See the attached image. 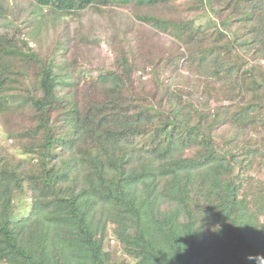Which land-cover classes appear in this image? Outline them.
<instances>
[{
    "label": "trees",
    "instance_id": "1",
    "mask_svg": "<svg viewBox=\"0 0 264 264\" xmlns=\"http://www.w3.org/2000/svg\"><path fill=\"white\" fill-rule=\"evenodd\" d=\"M28 108L0 264H262L264 0H0V116Z\"/></svg>",
    "mask_w": 264,
    "mask_h": 264
},
{
    "label": "rangeland",
    "instance_id": "2",
    "mask_svg": "<svg viewBox=\"0 0 264 264\" xmlns=\"http://www.w3.org/2000/svg\"><path fill=\"white\" fill-rule=\"evenodd\" d=\"M22 1V0H20ZM20 5L22 6H26V2H23V3H20ZM19 5V8H21V6ZM47 12V11H45ZM177 15V14H176ZM22 17V16H21ZM25 17V16H24ZM22 17L24 20L25 18ZM54 23H51V21L49 22V25L48 26H43V28L40 29V31H33V35L34 36H45L44 40L47 39V43L50 42L52 40V36H54V34H58V28L56 29V26H53ZM55 31H53V29ZM64 29V33L66 34L68 31L66 28H61L60 30ZM31 30H32V26L29 28V32L31 33ZM53 33V34H52ZM49 37H50V40H49ZM166 38V37H164ZM163 38V39H164ZM161 39L160 42L163 40ZM159 42V44H160ZM45 43V44H47ZM75 45H72L70 47V51H69V58L72 60L73 59V56H74V52H75ZM160 47V53L164 52L165 49L161 52V46H158ZM47 48V47H46ZM77 48V47H76ZM80 47L77 49L79 50ZM99 51L97 52V55H95V57H93L91 59V62L94 64V66H100V63L104 60H107L108 59V55H110V52L108 50V48H105V46H103L100 49H98ZM96 52V50L94 51ZM90 55V54H89ZM91 55H94L92 52H91ZM32 73H28V77L29 75H31ZM147 77H149L150 75H146ZM31 79V78H29ZM29 83V80L26 81V84ZM31 109L28 108L25 112H22V111H18V113L15 115H12L11 113H9L8 115L6 116H3L1 117L0 116V144L4 145V147H6V151L9 152L12 156L14 157H19L20 156V153H19V150H20V144H21V141H16V140H9L7 142V140H5L4 138L6 137V135H9L11 133H15V130H21L24 127H26L27 125V120H29V116H28V112L30 111ZM29 122V121H28ZM109 246L107 247L108 250H111L113 251V253L117 252L116 253V256H118L117 258L119 260H122L124 258L123 254L120 252L119 248H118V245H117V242L116 241H110V243L108 244Z\"/></svg>",
    "mask_w": 264,
    "mask_h": 264
},
{
    "label": "clouds",
    "instance_id": "3",
    "mask_svg": "<svg viewBox=\"0 0 264 264\" xmlns=\"http://www.w3.org/2000/svg\"><path fill=\"white\" fill-rule=\"evenodd\" d=\"M261 262H262V264H264V258H261Z\"/></svg>",
    "mask_w": 264,
    "mask_h": 264
}]
</instances>
